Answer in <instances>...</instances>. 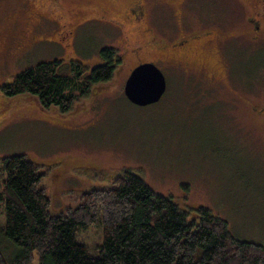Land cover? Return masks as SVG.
I'll return each instance as SVG.
<instances>
[{"label": "rangeland", "instance_id": "obj_1", "mask_svg": "<svg viewBox=\"0 0 264 264\" xmlns=\"http://www.w3.org/2000/svg\"><path fill=\"white\" fill-rule=\"evenodd\" d=\"M133 1L31 0L35 12L49 17L50 36L57 42L9 59L0 66V85L55 58L79 59L92 68L103 61L99 51L105 46L116 48L122 62L111 80L95 85L64 114L24 94L0 95V160L24 154L37 166L54 215L76 207L89 191L112 187L117 175L131 170L189 219L206 207L225 219L237 238L264 244V122L249 119L241 101L264 105V37L255 39L258 33L246 22L252 5L249 0H173L171 6L141 0L144 14L136 20L129 18ZM28 2L0 0V27L7 20L20 22L18 13ZM185 10L187 25L211 18L219 22L213 29L237 37L224 46L215 38L195 52L176 51L171 47L175 18ZM64 29L74 34L62 40ZM1 57L0 49V62ZM147 61L164 71L168 91L160 101L141 106L126 97L124 85L132 69ZM195 83L206 87L193 91L189 85ZM6 221L0 200V226ZM104 235L99 214L78 231L77 241L97 256ZM0 248L9 259L16 255L8 239L0 237ZM33 264H39L37 255Z\"/></svg>", "mask_w": 264, "mask_h": 264}, {"label": "trees", "instance_id": "obj_2", "mask_svg": "<svg viewBox=\"0 0 264 264\" xmlns=\"http://www.w3.org/2000/svg\"><path fill=\"white\" fill-rule=\"evenodd\" d=\"M99 54L103 61L92 68L79 59L30 65L0 85V95L24 94L46 110L67 113L95 85L115 76L120 52L105 46ZM0 171L7 214L0 237L16 246L11 259L0 248V264H33L35 255L39 264H264L263 243L237 238L227 221L206 207L189 219L187 211L131 170L58 215L51 213L42 174L26 155L2 158ZM99 214L105 235L93 256L77 233Z\"/></svg>", "mask_w": 264, "mask_h": 264}, {"label": "flooded vegetation", "instance_id": "obj_3", "mask_svg": "<svg viewBox=\"0 0 264 264\" xmlns=\"http://www.w3.org/2000/svg\"><path fill=\"white\" fill-rule=\"evenodd\" d=\"M29 1L30 2L26 3V6H24L25 3L23 4L21 8L22 10L18 13V16L21 20L20 22L15 20H7L6 23L0 27V49L2 55L0 66L2 67H5L9 59L13 58L19 60L23 56H29V54L35 51L40 45L49 44L52 41L57 42L50 36L52 25L50 23L49 17L47 16V18L45 17L46 15L42 13L38 14L37 12H35L32 8L35 7V4L31 2V0ZM160 1L168 6H171V2H174L173 0ZM249 3L252 6H250V14H248V16L246 17V22L248 21L249 23H251L255 32L258 33L257 35H255V39H258L261 36L264 37V0H258L257 2L249 0ZM27 8L28 10H25ZM168 8L174 16L171 7ZM129 9L133 12V15L129 18L139 20L144 14V4L141 2V0H134L131 3ZM186 13L187 11L185 10L183 11V14L176 15L177 18H175V25L177 29L174 35L175 39L173 40L171 47L176 51L184 52L187 54L192 53L195 52L201 45L211 44L210 42L215 38L217 41L221 42L222 46H224L229 41H231L233 37H237V35L234 33L227 34L222 30V32H219L220 29H213L218 27L215 24L219 22H216V20L211 18L203 19L202 24L205 25H203V27L201 28L198 27H200L202 24L193 27L191 25H187V19L185 16ZM22 16L25 17L26 20H24ZM63 31L64 33H59L62 40L64 38H69L71 34H74V31H72L71 29H64ZM226 66L230 67L228 61L226 62ZM186 68L191 69L188 66ZM203 74L205 76V73ZM206 76L211 78V76L215 75L207 74ZM207 84L211 86L215 85L214 83ZM189 86L193 88V91L204 90V88L202 87H206L204 84L199 83L190 84ZM165 95L163 96V98L165 97ZM241 101L242 107H245V112L249 119L256 120L258 122H264V105L262 104L263 102H257L253 99H249V101Z\"/></svg>", "mask_w": 264, "mask_h": 264}, {"label": "water", "instance_id": "obj_4", "mask_svg": "<svg viewBox=\"0 0 264 264\" xmlns=\"http://www.w3.org/2000/svg\"><path fill=\"white\" fill-rule=\"evenodd\" d=\"M167 89L164 71L154 62H142L132 69L124 85L126 97L141 106L161 100Z\"/></svg>", "mask_w": 264, "mask_h": 264}]
</instances>
